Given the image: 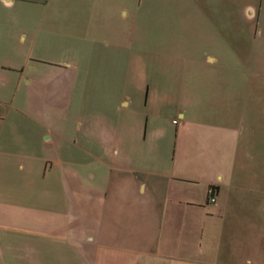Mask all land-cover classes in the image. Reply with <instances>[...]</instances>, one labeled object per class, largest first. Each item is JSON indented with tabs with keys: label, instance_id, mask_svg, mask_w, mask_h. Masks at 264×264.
Instances as JSON below:
<instances>
[{
	"label": "rangeland",
	"instance_id": "rangeland-1",
	"mask_svg": "<svg viewBox=\"0 0 264 264\" xmlns=\"http://www.w3.org/2000/svg\"><path fill=\"white\" fill-rule=\"evenodd\" d=\"M23 1L13 12L28 27L25 49L35 45L31 76L38 69L46 83L23 96L25 111L60 133L64 162L77 150L97 178L129 186L152 170L159 186L151 193L163 196V175L183 164L184 143L215 155L237 133L248 155L238 154L244 182L231 190L230 214L248 206V252L253 264L264 261V195L248 189H264V0H45L47 9ZM8 40L0 52L14 48Z\"/></svg>",
	"mask_w": 264,
	"mask_h": 264
},
{
	"label": "crops",
	"instance_id": "crops-1",
	"mask_svg": "<svg viewBox=\"0 0 264 264\" xmlns=\"http://www.w3.org/2000/svg\"><path fill=\"white\" fill-rule=\"evenodd\" d=\"M23 2L0 0V40L14 43L0 52V94L14 90L11 99L0 97V264H234L238 251L241 264H253L248 206L230 214L231 190L243 181L238 154L248 155L238 151L237 133L221 140L215 155L184 143L183 164L163 175V196L151 193L159 186L152 170L149 179H130L129 186L97 178L92 164L79 163L77 150L64 162L60 133L30 117L24 98L32 85L46 83L38 69L31 76L35 45L25 49L28 27L13 12ZM186 122L190 131L194 125ZM180 130L186 142L188 133ZM125 185L130 194L122 193ZM249 185L264 195L262 184Z\"/></svg>",
	"mask_w": 264,
	"mask_h": 264
},
{
	"label": "built area",
	"instance_id": "built-area-1",
	"mask_svg": "<svg viewBox=\"0 0 264 264\" xmlns=\"http://www.w3.org/2000/svg\"><path fill=\"white\" fill-rule=\"evenodd\" d=\"M210 201H212V202H213V201H214V199L211 197V198H210Z\"/></svg>",
	"mask_w": 264,
	"mask_h": 264
}]
</instances>
